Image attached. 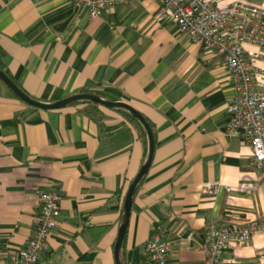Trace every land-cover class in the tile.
Listing matches in <instances>:
<instances>
[{
    "label": "crops",
    "instance_id": "0c3cea01",
    "mask_svg": "<svg viewBox=\"0 0 264 264\" xmlns=\"http://www.w3.org/2000/svg\"><path fill=\"white\" fill-rule=\"evenodd\" d=\"M162 9L161 0H130L92 18L70 0H0V67L37 100L97 94L129 102L151 124L155 153L133 200L126 264H151L145 245L154 231L178 264H202L207 228L253 222L262 231L232 245L222 264H264V169L249 145L225 134L237 95L230 73ZM256 64L264 71V56ZM88 103L41 109L0 80V264L27 245L38 190L50 186L61 214L37 264H116L146 135L124 113Z\"/></svg>",
    "mask_w": 264,
    "mask_h": 264
},
{
    "label": "built area",
    "instance_id": "2783aa9c",
    "mask_svg": "<svg viewBox=\"0 0 264 264\" xmlns=\"http://www.w3.org/2000/svg\"><path fill=\"white\" fill-rule=\"evenodd\" d=\"M87 8L92 18L130 0H70ZM163 18L175 22L181 33L224 60L237 93L230 103L227 137H240L252 148V163L264 169V71L256 59L264 56V2L236 0L216 6L211 0H161ZM248 46L254 47L249 49ZM216 186L206 185L210 194ZM40 211L26 246L9 255L5 264H37L58 224L61 195L53 186L38 190ZM262 231L258 223H221L204 232L202 264H222L232 245L243 246ZM191 238V235H189ZM151 264H178L162 235L154 231L145 245Z\"/></svg>",
    "mask_w": 264,
    "mask_h": 264
},
{
    "label": "water",
    "instance_id": "95a60500",
    "mask_svg": "<svg viewBox=\"0 0 264 264\" xmlns=\"http://www.w3.org/2000/svg\"><path fill=\"white\" fill-rule=\"evenodd\" d=\"M0 80H2L12 91L13 93L19 97L21 100L26 102L29 105L47 109V110H54V109H61L66 106L78 103V102H90L99 105H103L107 108L114 109V110H123L133 116L143 127V130L146 135V155L145 159L138 171L137 175L134 177L132 182L130 183L127 192L125 194L123 208H122V216L119 224L118 229V236L115 243L114 249V257L116 264H126L124 259V241L127 235V230L130 221L131 209L133 200L137 191L139 184L147 175L149 168L152 164L154 153H155V138L152 127L144 117V115L132 104L126 101H112L106 99L100 95L92 94V93H80L76 95H72L62 100L53 101V102H45L37 100L26 92H24L9 76L8 74L3 71L0 67Z\"/></svg>",
    "mask_w": 264,
    "mask_h": 264
},
{
    "label": "trees",
    "instance_id": "16d2710c",
    "mask_svg": "<svg viewBox=\"0 0 264 264\" xmlns=\"http://www.w3.org/2000/svg\"><path fill=\"white\" fill-rule=\"evenodd\" d=\"M85 103V102H84ZM91 107H92V110L94 111V110H97V108L100 106L99 104H95V103H88ZM118 111H120V112H122V113H124V115L126 116V118L127 119H129L132 123H134L137 127H138V129L145 135V132H144V130H143V127L140 125V123L133 117V116H131L129 113H127L126 111H123V110H118ZM147 120V119H146ZM148 121V120H147ZM148 123H149V121H148ZM150 124V123H149ZM150 126H151V124H150ZM152 127V126H151ZM146 141V140H145ZM147 255V254H146ZM146 261L147 262H149V263H151L150 262V260H149V258H148V256H146Z\"/></svg>",
    "mask_w": 264,
    "mask_h": 264
}]
</instances>
